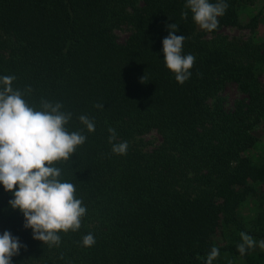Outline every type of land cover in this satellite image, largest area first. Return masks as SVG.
I'll return each mask as SVG.
<instances>
[{"label": "trees", "instance_id": "trees-1", "mask_svg": "<svg viewBox=\"0 0 264 264\" xmlns=\"http://www.w3.org/2000/svg\"><path fill=\"white\" fill-rule=\"evenodd\" d=\"M250 1L226 0L208 32L190 13L181 18L186 0H0V77L31 88L23 98L37 110L42 99L61 103L72 114L67 130L87 137L54 165L87 210L58 246L32 239L0 187V235L9 231L22 245L11 264H205L212 247L213 264H264V250L237 251L243 202L264 181V164L250 155L260 142L252 127L264 124V37L219 34L240 26L239 8ZM172 23L186 37L183 54L196 58L182 85L163 62ZM125 26L120 42L115 31ZM229 83L245 95L232 111L218 97ZM81 115L94 120V132ZM109 128L113 143L128 142L126 154L111 152ZM152 132L160 143L147 148L141 138ZM219 229L222 246L211 240ZM89 233L95 243L86 248Z\"/></svg>", "mask_w": 264, "mask_h": 264}, {"label": "clouds", "instance_id": "clouds-1", "mask_svg": "<svg viewBox=\"0 0 264 264\" xmlns=\"http://www.w3.org/2000/svg\"><path fill=\"white\" fill-rule=\"evenodd\" d=\"M228 4L226 0H186L182 19L189 13L192 21L201 30L212 32L219 27L218 17L224 15ZM168 36L162 40V53L165 68L174 75L178 84H184L191 76L190 69L195 56L183 54L186 37L176 35L178 25L166 26ZM15 76L0 77V187L11 194L9 207L19 210L24 219L23 227L31 229L32 239L42 245L58 246L60 234L75 232L81 227L86 207L76 197L73 183L61 181V169L57 162L70 160L76 149L83 145L87 137L81 131L69 132L65 127L72 114L63 112L61 103H52L42 99L39 110L29 105L23 98L32 89L25 92L12 87ZM145 77H142L141 83ZM103 108V104L96 105ZM79 122L88 133L95 131L94 120L86 115ZM111 152L124 155L128 142L113 143L116 132L109 128ZM240 243L237 251L241 256L259 247L264 250V240L256 241L245 232L239 233ZM83 247L95 243L89 233L82 238ZM22 245L19 239L9 231L0 235V264H11L12 258L19 254ZM219 249L212 247L205 264H213L218 258Z\"/></svg>", "mask_w": 264, "mask_h": 264}, {"label": "rangeland", "instance_id": "rangeland-1", "mask_svg": "<svg viewBox=\"0 0 264 264\" xmlns=\"http://www.w3.org/2000/svg\"><path fill=\"white\" fill-rule=\"evenodd\" d=\"M240 10V26L224 27L220 29L219 34L228 40L247 41L264 37V0H251L247 5L241 6ZM257 19V25L252 31L250 25L252 21ZM129 27H121L115 31L117 39L124 41L129 35ZM262 85L264 88V75L262 77ZM224 108L227 111H232L239 102L245 100V95L238 89V87L229 83L225 89L218 96ZM213 98L209 103L214 102ZM252 132L260 139L258 146L251 151L250 155L254 162L264 164V124L256 123L252 127ZM143 144L147 148H152L160 143L159 136L152 132L141 138ZM254 191L243 202L240 211V220L242 227L246 234L250 235L256 241L264 240V181L255 182L253 184ZM212 243L217 246H222L226 242L225 235L221 229L217 230L211 237ZM255 249L261 251L259 247ZM230 264V263H218ZM233 264H240L235 262Z\"/></svg>", "mask_w": 264, "mask_h": 264}]
</instances>
